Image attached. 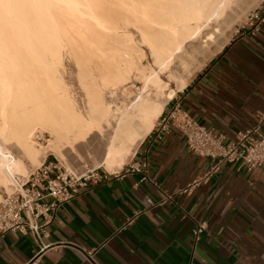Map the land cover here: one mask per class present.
<instances>
[{"label": "crops", "instance_id": "crops-1", "mask_svg": "<svg viewBox=\"0 0 264 264\" xmlns=\"http://www.w3.org/2000/svg\"><path fill=\"white\" fill-rule=\"evenodd\" d=\"M252 28L237 27L163 111L179 104L227 142L254 127L264 111V25ZM157 120L121 171L98 170L101 181L53 213L44 250L31 233L0 237V264H264V166L214 170L215 160L193 153L176 127L158 131ZM92 249L95 263L84 252Z\"/></svg>", "mask_w": 264, "mask_h": 264}, {"label": "bare ground", "instance_id": "bare-ground-1", "mask_svg": "<svg viewBox=\"0 0 264 264\" xmlns=\"http://www.w3.org/2000/svg\"><path fill=\"white\" fill-rule=\"evenodd\" d=\"M241 1L0 0V189L9 193L13 176L48 154L71 169L69 156L93 145L96 165L121 171L193 76L165 93L161 75L177 77L174 60L186 67L203 38L230 26ZM143 44L155 67L142 62ZM64 49L77 61L83 98L62 78ZM39 133L50 136L47 145Z\"/></svg>", "mask_w": 264, "mask_h": 264}, {"label": "built area", "instance_id": "built-area-1", "mask_svg": "<svg viewBox=\"0 0 264 264\" xmlns=\"http://www.w3.org/2000/svg\"><path fill=\"white\" fill-rule=\"evenodd\" d=\"M260 4H264V0ZM246 22L253 23V28L248 33L255 35L264 25V14L256 7L248 14L244 23ZM242 27L245 28V25ZM256 118L258 122L254 127L239 131L231 142L200 124L179 104L163 111L156 127L160 132L168 131L171 126L179 129L193 153L216 161L214 170L224 162H239L248 171H253L264 166V111L258 112ZM50 156L51 154L28 175L13 176L12 190L5 192L0 199V237L8 232L31 233L40 243V251L48 246L42 239L47 237L44 229L53 222V213L78 196L90 182H98L104 178L95 170L76 173L66 168L57 158L49 159ZM105 172L110 174L106 170ZM149 202L153 203L151 200ZM205 228V223H199L195 227L196 243ZM41 231H44L43 236ZM84 252L86 259L95 263V249Z\"/></svg>", "mask_w": 264, "mask_h": 264}, {"label": "rangeland", "instance_id": "rangeland-1", "mask_svg": "<svg viewBox=\"0 0 264 264\" xmlns=\"http://www.w3.org/2000/svg\"><path fill=\"white\" fill-rule=\"evenodd\" d=\"M262 0H243L244 4L242 6L239 5V7L237 8V6L235 7V10L233 12V14H230V20L232 18V22L230 23V26H226L223 30L220 31L219 34H216V37L214 39H212L210 41L206 40L207 38H203L202 40V49L197 53L196 57L186 66V67H181L179 66V62L177 60H174L173 65L171 66V68L174 70L177 69V77L175 76L170 77L168 73L169 72H165L161 75V78L163 80V82L167 83L168 87L167 89H165V93H169L170 88L174 89L177 88L178 86V81L182 78V77H187L188 74H190V72L192 71V78L189 80V83L195 78L197 77L200 72L202 71V69L206 66V64L208 63V61L215 55V53L218 51V47L220 45V43H225L229 38L231 33L238 27L240 26L242 23H244L247 20L248 14L254 10L256 7H258L260 5V2ZM232 15V16H231ZM141 47L143 48L145 55L143 57L142 62L147 65L148 63L150 65H152L153 67H155L153 64L154 63V59L152 58V54L150 52V49L146 46V45H141ZM147 55V56H146ZM148 60V61H147ZM202 61V62H201ZM62 78L64 79V82L67 84V86L69 85L72 92L74 93V95H77V97L79 96H83V92H82V88L80 87V81L78 79V73H79V69H78V65H77V61L75 59V57L70 53V51H68V49H64L63 51V60H62ZM147 63V64H146ZM148 64V65H149ZM179 66V67H178ZM177 67V68H176ZM171 69V70H172ZM194 69V70H193ZM176 72V71H175ZM180 78V79H179ZM133 83H135L137 87L142 86L143 83L139 80H135L134 76H133ZM165 83V84H166ZM188 83V84H189ZM68 86V87H69ZM178 93V92H177ZM83 98V97H80ZM79 98V99H80ZM50 140V136L48 134H40L37 138L38 144L42 147L48 144ZM90 150H83V153H76V154H72L71 158L69 156V163L71 164V169L75 172H79L82 173L84 171H89V170H95L98 171V169H106L104 166H99L96 165V160L100 159V155L97 152V148L93 145L92 147H90ZM16 151V150H14ZM17 155L21 154L17 153V151L15 152ZM80 154V155H78ZM134 154V153H133ZM132 154V155H133ZM49 155V154H48ZM99 155V156H98ZM130 155L127 160L126 163L129 162V159L131 158ZM77 156V157H75ZM52 158H57L56 156H54L53 154H51L50 156ZM75 157V158H74ZM74 158V160H73ZM77 158V159H76ZM98 158V159H97ZM58 159V158H57ZM72 159V160H71ZM66 168H68L63 161H61L60 159H58ZM26 163L28 164V166H30V169L34 168L33 166L31 167V161L26 160ZM6 191L5 188H1L0 189V193L2 197V195L4 194V192Z\"/></svg>", "mask_w": 264, "mask_h": 264}]
</instances>
